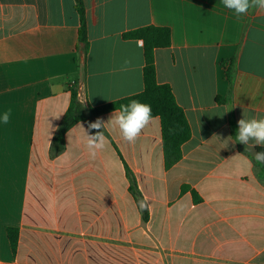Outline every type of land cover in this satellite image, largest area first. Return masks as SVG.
<instances>
[{
	"label": "crops",
	"instance_id": "crops-1",
	"mask_svg": "<svg viewBox=\"0 0 264 264\" xmlns=\"http://www.w3.org/2000/svg\"><path fill=\"white\" fill-rule=\"evenodd\" d=\"M83 2L86 51L75 0H0V113L12 109L0 123V264H264V164L252 153L264 146L235 138L243 116L264 117V13ZM146 26L172 31L155 62L191 127L181 160L166 168L158 117L133 144L107 125L95 159L78 122L56 153L70 85L93 107L144 90L143 42L123 35Z\"/></svg>",
	"mask_w": 264,
	"mask_h": 264
},
{
	"label": "trees",
	"instance_id": "trees-1",
	"mask_svg": "<svg viewBox=\"0 0 264 264\" xmlns=\"http://www.w3.org/2000/svg\"><path fill=\"white\" fill-rule=\"evenodd\" d=\"M76 11L80 16L79 42L86 51L88 49V29L83 0H75ZM123 37L131 40H141L144 46V90L132 96H128L108 104L93 107L83 104L78 98V92L70 85L71 101L64 116L63 122L54 141V151L60 152L65 146V135L78 122H95L102 115L118 111L120 106L128 104L131 100H139L151 105L153 117L161 121L162 145L167 169L178 163L182 158V145L192 135L184 109L178 104L174 92L169 84H160L157 81L155 51L160 48H168L172 43V31L169 27L146 26L126 32ZM228 78L232 80L231 71L228 70ZM101 131H103L101 129ZM92 135L96 130H90ZM264 151V148H256V152ZM8 238L13 253L18 249L20 231L16 227H8Z\"/></svg>",
	"mask_w": 264,
	"mask_h": 264
},
{
	"label": "clouds",
	"instance_id": "clouds-1",
	"mask_svg": "<svg viewBox=\"0 0 264 264\" xmlns=\"http://www.w3.org/2000/svg\"><path fill=\"white\" fill-rule=\"evenodd\" d=\"M221 2L226 9L233 11L237 17L247 15L250 9H255L264 13V0H221ZM127 63L128 62L125 61V64ZM11 115V108L0 113V123L7 125L10 122ZM153 119L151 105L133 99L126 105L122 104L120 109L112 115L107 123H105L102 118H97L95 122H90L88 124V129H94L96 132L94 135L86 134V147L89 157L95 159L97 152L104 150L107 146V137L104 135V131H101V129H105L107 125L118 128L122 138L126 142L133 144L139 138L143 129H145ZM237 125L236 142L244 144L246 150L252 152L255 146H264V117H253L249 119L243 116V118L237 121ZM252 153L256 163L264 164V151ZM139 206L141 209H144L146 207V202L140 201Z\"/></svg>",
	"mask_w": 264,
	"mask_h": 264
}]
</instances>
